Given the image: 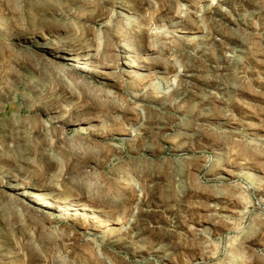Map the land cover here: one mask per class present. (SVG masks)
<instances>
[{
  "label": "rangeland",
  "instance_id": "1",
  "mask_svg": "<svg viewBox=\"0 0 264 264\" xmlns=\"http://www.w3.org/2000/svg\"><path fill=\"white\" fill-rule=\"evenodd\" d=\"M0 264H264V0H0Z\"/></svg>",
  "mask_w": 264,
  "mask_h": 264
},
{
  "label": "bare ground",
  "instance_id": "2",
  "mask_svg": "<svg viewBox=\"0 0 264 264\" xmlns=\"http://www.w3.org/2000/svg\"><path fill=\"white\" fill-rule=\"evenodd\" d=\"M100 95V94H99ZM72 148H70L69 152H73V151H77L79 150L81 147L78 144H72L71 146ZM83 148V147H82ZM79 152V151H78ZM128 180V179H127ZM116 188H113L111 190H109L108 193L114 194L115 196H121L123 194H125L126 191L133 189V183L126 181V182H121V183H117L115 184ZM134 190V189H133ZM92 215V214H91ZM46 233V232H45ZM47 238V237H46ZM55 244V242H54ZM61 246V245H60ZM56 248V244L52 249ZM55 251V250H54ZM58 252V251H57ZM12 261V260H11Z\"/></svg>",
  "mask_w": 264,
  "mask_h": 264
}]
</instances>
